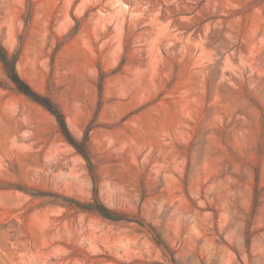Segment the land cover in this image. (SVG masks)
Returning <instances> with one entry per match:
<instances>
[{"label":"rangeland","instance_id":"1","mask_svg":"<svg viewBox=\"0 0 264 264\" xmlns=\"http://www.w3.org/2000/svg\"><path fill=\"white\" fill-rule=\"evenodd\" d=\"M0 44L89 152L0 62V264H264V0H0Z\"/></svg>","mask_w":264,"mask_h":264},{"label":"trees","instance_id":"2","mask_svg":"<svg viewBox=\"0 0 264 264\" xmlns=\"http://www.w3.org/2000/svg\"><path fill=\"white\" fill-rule=\"evenodd\" d=\"M0 62L3 66V70L8 77V79L14 85L16 91L25 97H27L32 102L38 104L49 112L55 119L60 132L65 137L66 141L85 159L89 164V152L87 146V139L83 138L81 141H77L69 132L67 124L65 122V117L59 108L47 97H44L35 91L19 77L15 69L16 56L9 55L7 50L0 44ZM75 207L87 211L90 213H96L102 218L109 221H121L124 220L122 216L116 212L107 209L94 195L92 202L87 204H79L73 200H68Z\"/></svg>","mask_w":264,"mask_h":264}]
</instances>
